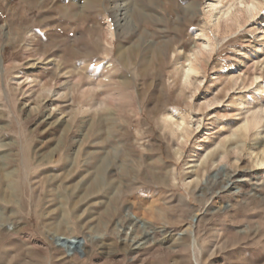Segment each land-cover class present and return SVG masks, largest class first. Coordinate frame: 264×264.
Here are the masks:
<instances>
[{
	"label": "rangeland",
	"instance_id": "1",
	"mask_svg": "<svg viewBox=\"0 0 264 264\" xmlns=\"http://www.w3.org/2000/svg\"><path fill=\"white\" fill-rule=\"evenodd\" d=\"M210 1L0 0V264H264V115L241 127L244 109L264 104L251 63L244 88L218 95L240 72L233 55L240 37L258 35L264 5L237 29H217ZM206 37L203 68L193 53ZM38 57L64 62L73 79L86 66L85 96L72 89L73 109L58 102L65 113L48 120L14 86L25 72L50 81L52 67L26 70ZM189 62L198 86L184 84ZM173 112L188 133L167 125ZM223 139L238 153L198 173L204 195L186 186ZM53 236L82 242L78 255Z\"/></svg>",
	"mask_w": 264,
	"mask_h": 264
},
{
	"label": "bare ground",
	"instance_id": "2",
	"mask_svg": "<svg viewBox=\"0 0 264 264\" xmlns=\"http://www.w3.org/2000/svg\"><path fill=\"white\" fill-rule=\"evenodd\" d=\"M263 5H264V0H211L207 7L209 19H210L209 24H211L217 29H221L222 27H226L228 29H232V28L237 29V27L241 26V23L243 21L246 22L249 18L251 19L255 15H257L261 11V7ZM257 30L259 31V33L254 37V39H248V38L246 39V37H240V42L242 43V46L240 47L238 46V49L236 48L237 50H235V54L233 56L238 61L240 72L242 71L243 68H245L247 63H251V68H252V72H254V76L250 82V86L253 92L256 91L258 93L257 96L259 100L263 101L264 100V81H263L264 25L261 28H258ZM208 41L209 38L206 37L205 42L204 41L199 42L200 44L196 47V50L193 53L194 56L193 59H195V61H197L200 64V66L203 68H205L207 62L203 61L201 58L204 56L205 47L209 46ZM64 65H65L64 62L58 63L56 60L38 57L37 59L29 60L26 62V67H27L26 70H28V72L29 71L34 72L36 70L43 69L44 66L52 67V70H49L50 71L49 73L51 75L49 78L50 81H47L46 79L43 80V78H37L36 80L30 77L27 72L22 74L21 77L15 78L16 81V84L14 85L15 91L19 92L21 97H25V96L28 97L27 100H30L31 98L33 99L32 101L33 105L32 107L29 108V111L39 112V110L42 111V109H44L42 112H44L43 117L45 120L54 118V116L58 111L60 112V114L65 113V111L63 112L59 110V106L57 104L58 102L63 104V107L65 108V110H67V112H70V110L73 109L74 102L73 100H71V96L73 95L69 94V92L72 89L76 88L79 91L80 95L85 96L84 94L86 93V90L84 88V85L82 84L83 81L82 76L83 73L85 72L86 66L85 68H80V69H78V67H75L74 68L75 77L73 79L72 77H69L70 72L65 70L66 67H64ZM110 68L112 67L110 66L105 67V69L107 70H110ZM197 68L198 66L196 67L193 62H189L188 68L185 69L181 74L182 78L185 79L184 84H186L187 81L192 78L194 84L198 86L199 81L197 75H200L199 74L200 68L199 69ZM48 69L49 68H47V70L45 71L48 72ZM239 73L236 76H228L227 80L224 82L225 86L218 91L219 92L218 95L223 94L224 97H230V92H231L230 90L232 88L238 87L239 85H241L244 88L247 85L248 81L245 77L246 74L242 72L240 74ZM86 74L89 75V73ZM107 80L110 81V78L108 76L107 77L105 76V81ZM228 85L229 88L226 87ZM38 86L41 87V90L37 93L36 95L37 97L33 98L34 97L33 95L36 94L35 89ZM102 86H97V88L101 89ZM218 100H219L218 96L213 95L212 99L206 100L203 107L205 108V110L207 108L212 109V107L218 102ZM96 107L98 109L101 108L100 104H97ZM255 107L256 108H253L252 110L249 108L244 109V112L247 117L244 120V125L241 126L244 128L243 131H246L245 128H249L250 126L256 125V123L260 120V117L264 115V104L256 105ZM95 111H97V109H95ZM62 116L59 118L57 117L58 118L57 123H60L61 125L65 124L66 122V120H63ZM116 116L110 115V119H112L113 121V117ZM175 117H177V114H175L174 112L173 115L172 114L166 115L164 118L165 121L167 122V125L170 126L171 128L176 127V129L178 130L180 129L181 131L188 133L189 127L185 119L182 116H179L178 119L176 120ZM229 118H232V115H229ZM220 121L222 120L218 119V124H217L218 126L221 125ZM227 142H225V140L223 139V141L220 143L219 156L217 161L215 160L214 155L213 154L211 155V153H208L209 155L207 154L204 158L203 156L201 157L203 158L201 164L198 166V168L194 167L196 168L195 171L197 173V174L195 173V179L186 183L185 184L186 186H190L196 183L195 189L198 188L199 191H201L202 195L205 194L206 189L202 187L201 179H199L198 173L200 172L204 175L208 167L214 165H215L214 168L216 170L218 167L222 166L225 163L228 153H231L233 155L238 153L237 147L230 148V146L227 145ZM255 165L258 166L259 168L264 166V151L261 152V157L258 158ZM230 177L232 179L233 176L230 175ZM136 221L137 220L130 218L131 225ZM187 232L193 240L194 232L192 230H189ZM60 238L61 237L58 236L52 237L53 242L57 244V246L60 247L61 249L63 248L67 253L68 257H73L74 255H78L75 249L70 248L72 245L78 244L79 241H77L76 238L63 237L65 239V241L63 242L62 240L61 241L59 240ZM82 245L83 243L81 242L79 246Z\"/></svg>",
	"mask_w": 264,
	"mask_h": 264
},
{
	"label": "water",
	"instance_id": "3",
	"mask_svg": "<svg viewBox=\"0 0 264 264\" xmlns=\"http://www.w3.org/2000/svg\"><path fill=\"white\" fill-rule=\"evenodd\" d=\"M59 240H60V241L62 240V242H63V241H65V239H64V238H62V237H61ZM79 245H80V241L78 242V244H77V245H72L70 248L77 250V249H78V247H79Z\"/></svg>",
	"mask_w": 264,
	"mask_h": 264
}]
</instances>
